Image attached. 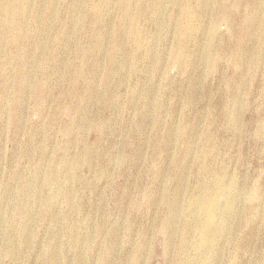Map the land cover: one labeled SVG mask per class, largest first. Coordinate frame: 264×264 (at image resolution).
<instances>
[{"label": "rangeland", "instance_id": "374dc122", "mask_svg": "<svg viewBox=\"0 0 264 264\" xmlns=\"http://www.w3.org/2000/svg\"><path fill=\"white\" fill-rule=\"evenodd\" d=\"M204 254L264 264V0H0V264Z\"/></svg>", "mask_w": 264, "mask_h": 264}, {"label": "bare ground", "instance_id": "6f19581e", "mask_svg": "<svg viewBox=\"0 0 264 264\" xmlns=\"http://www.w3.org/2000/svg\"><path fill=\"white\" fill-rule=\"evenodd\" d=\"M206 178L205 176H203ZM220 191L216 189V182L204 180L203 184L197 188L196 199L187 206V212H192L194 217L188 221V225L193 227L197 235L204 241H210L215 238V229L224 219V213L231 214L230 205L228 203L227 194L229 189L219 179ZM203 193H207L208 197H203ZM217 200H226L227 209L224 213L218 214L215 210ZM228 216V215H227ZM229 217V216H228ZM183 218V211L181 213ZM204 263L208 264V257L204 254ZM230 259H236L234 252L231 253Z\"/></svg>", "mask_w": 264, "mask_h": 264}]
</instances>
